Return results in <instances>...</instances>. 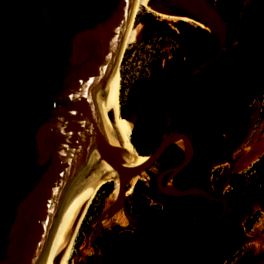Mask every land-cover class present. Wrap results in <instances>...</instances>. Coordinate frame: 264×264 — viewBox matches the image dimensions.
<instances>
[{"label":"water","instance_id":"95a60500","mask_svg":"<svg viewBox=\"0 0 264 264\" xmlns=\"http://www.w3.org/2000/svg\"><path fill=\"white\" fill-rule=\"evenodd\" d=\"M131 6L132 0H0V264H60L95 186L114 170L122 180L118 196L103 208L88 237L98 259L95 264H101L96 240L106 223L119 211L128 223H138L126 206L130 182L143 179L171 145L182 148L184 159L156 177L158 192L222 205L215 217L201 213L190 217V227L205 233L206 239L198 248L185 250L180 264L187 254L195 257L211 243V231L197 227L195 220L220 222L228 213L231 199L196 186L172 185L195 157L194 144L185 133H167L150 154L134 147L140 157H148L144 161L134 157V167L115 164L119 151L115 74ZM150 8L191 19L213 38L214 48L196 74L178 76L202 59L166 74L165 80L180 84L197 79L218 62L229 27L236 26L211 0L196 4L154 0ZM249 131L250 126L238 141ZM245 239L248 249L235 264L251 263L260 246H248L264 243L258 236Z\"/></svg>","mask_w":264,"mask_h":264},{"label":"flooded vegetation","instance_id":"af4514ba","mask_svg":"<svg viewBox=\"0 0 264 264\" xmlns=\"http://www.w3.org/2000/svg\"><path fill=\"white\" fill-rule=\"evenodd\" d=\"M237 4L238 3H236V0H215L214 2L215 7L221 12L224 19L227 22L236 25L230 26L229 30L235 31L233 37H235L236 41L238 42V51H230L225 47L218 62L210 70L206 71L193 81L175 85L172 80H166L162 82L153 91L152 97L147 102L143 110V118L145 120L144 128L141 129L138 126L135 127V141L140 143V148L144 154H150L154 149L157 148L161 140L157 138L156 133L153 130V122L155 121L159 112L163 108L169 106L171 110H173L174 113H176V115L179 117L183 126L179 127L175 131L185 133L191 138L195 148V157L191 165L172 180V185L175 188H180L183 185L187 187L197 185L196 181L199 177L197 174H199L203 168V155L205 153L215 157L220 155L224 159L223 161H227L225 159L227 147L223 150H217L215 148V144L218 141L222 142L223 138H232L234 133L236 134L235 127L239 130V132H243L246 130V127L250 126L254 115H245V111L247 109L253 108V106L258 102L260 104L258 119L264 113V9H259V13L256 10L246 11L244 9H241L238 12ZM177 14L182 13L177 11ZM236 15H239V18H236ZM191 29L194 31L205 32L207 34L206 45L208 47L213 46L214 48L213 38L206 31L201 28L193 29L191 27ZM161 31L162 28L160 27V32ZM229 35L230 34L228 33V37ZM199 37L203 38L205 36L201 33L199 34ZM190 55V50L187 48H182L181 57L179 60H175L174 64H177V66L180 68V65L185 62ZM173 87L176 89L171 92L170 88ZM140 88L141 82H138L134 83L129 89L128 94L133 93L136 95L135 100L133 101L130 108L140 99V97L145 96ZM157 93L158 97H156ZM220 97L227 100L224 108L222 105L217 103V99H220ZM151 101H153L152 104H150ZM179 101L181 102L180 105H176V102ZM241 115L242 117L244 115V119L246 121L243 122V124H241V122L237 125L236 118L240 117ZM188 128L193 130V132H190ZM237 134L239 136V133ZM172 146H176L180 152L183 153L184 159V152L182 148L179 145H171L165 152L166 156H162L158 164L153 167L146 175L147 178L150 179L154 171L158 169L154 181L155 188L156 177L163 170L179 165L177 164V159L180 157V154L176 153L175 151H171L170 148ZM199 158L200 162L198 168H196L195 163H197ZM261 159L253 167H251L247 174H235L229 179L228 185L230 191H227L224 196L225 198L231 200L229 203L228 213L222 221L210 222L202 218H197L195 220V225L197 227L209 229L211 231L212 240L209 246H207L209 247V250L206 252V255L203 258H196V256L192 257L191 255L187 254L184 257L182 264L228 263L230 259L226 260L224 263L219 255L220 251L215 250L213 246L217 245L219 250H222L225 253L235 250L238 247L237 240L239 238L238 232L240 231L235 229L246 231V222L256 216L255 214L252 217L245 219L242 228L236 227L228 219L229 215L234 210L239 208L244 209V206L241 204V202H239V196L236 195L232 197V195L236 192L240 193L247 189L248 179H251V182L254 184L264 183V162H262ZM223 163L218 166V168L221 169L220 175L218 176L213 174V170L215 169L213 168L211 175L208 176V180L217 181L219 179L224 171V167H221ZM237 176L243 177L245 180L239 189L235 188L234 186V184L239 182V179L236 178ZM167 179V176L163 178L162 182L164 185L166 184ZM156 191L158 192L157 188ZM210 192L213 193L212 191ZM247 195L248 192L243 197L246 198ZM156 198H159V200L162 202L158 205L159 208H157L161 214L158 225H155L150 221V211L141 209L137 211V214L134 217L138 223H133L134 227H138L135 232L136 242L133 244L130 243V240L134 238L133 235H131V238H128V235L125 236L129 243L126 245L122 254L124 255V258L127 253L130 254L131 260L135 261L137 264H147L145 261L143 262V257L139 254V251H143L147 244V232H151L154 235V238L157 240H163V231L170 216L178 217L186 215L190 219V217L196 213L210 216L209 210H212L209 209V203L212 202H208L206 200V202L193 200L192 206L198 205L202 207L201 210L185 212L183 211L182 204L175 200L178 198H168L161 195L159 192L156 195ZM170 207L175 208L177 211L166 213L165 211ZM216 208L219 212V215L222 211V205L217 204ZM163 218H166V222L160 235L157 229H159L161 226ZM189 219L187 222L189 227V245L182 248L177 255L175 243L173 241L170 242L169 253L176 252L177 255V258L172 264H180L182 253L185 250L196 249V247L201 243L202 236H204L206 239L205 233L196 231L190 227ZM121 232L125 233L127 231L125 230ZM129 232L131 233V231ZM104 233L105 229L103 234L96 240L100 245V255L102 256L101 264H106V259L101 254L103 249L101 246V238ZM246 233L248 232L246 231ZM244 247L245 246H242L236 251L235 258H238L245 251ZM188 256H190V258H188ZM94 258L95 261L93 264H95V262L98 260L95 255Z\"/></svg>","mask_w":264,"mask_h":264},{"label":"rangeland","instance_id":"374dc122","mask_svg":"<svg viewBox=\"0 0 264 264\" xmlns=\"http://www.w3.org/2000/svg\"><path fill=\"white\" fill-rule=\"evenodd\" d=\"M211 1L215 2V0ZM236 3H238V12L241 9H244L246 11L256 10L259 13V9H264V0H236ZM151 10V12H148L145 11L144 6H141L139 4L136 5V9L132 17V35L128 39L127 47L123 54L119 67L117 107L119 117L124 119L121 116V107L127 103L129 89L134 83L141 82L140 89L142 90V93L145 94V100L143 104L133 114L131 120L124 119L132 124L133 131L136 126L140 127L141 129L144 128L145 120L143 118V110L147 102L150 100L148 99L150 92L153 93V91L157 88V83H159V81L165 80L166 74H170L172 72L177 73L180 71L179 69H181L177 66V64H174V61L179 60V58L181 57L182 48L177 40H174L170 37H166L160 33V26L158 25V23H165L170 29L177 31L176 25L182 22L169 23L166 21H161L155 16V13H157L158 11L154 8H151ZM149 14L152 16V19H146V16ZM235 17L239 18V15H236ZM186 24L192 27L193 29H200L196 25H190L188 23ZM234 33V30H229L230 35L225 46L230 51H238L239 49L238 42L236 41L235 37H233ZM206 60L207 58L202 59L201 61L185 68V70L192 71V74H196L198 72L199 67L203 65ZM171 80L173 83L180 84L175 79ZM176 103V105H180L181 102L179 101ZM259 108L260 104L257 102L253 106V108L247 109L245 111V115H254V118L251 120L250 123V131L246 137L247 140L249 139V141L254 144H256L259 138H262L264 140V113L258 119ZM236 119L237 125L238 123H241V121V124L246 121L244 117L241 121L238 118ZM182 126L183 124L180 121L179 117L176 115V113H174L173 110H171L169 106L163 108L157 115L155 121L153 122V130L156 133L158 139H161L167 133L173 132ZM188 130L190 132H193V130H191L190 128H188ZM235 131L236 134L239 133V130L236 127ZM236 134L234 133V135L230 139L223 138L222 142L218 141L215 144V148L217 150H223L227 147V157L225 156L227 160L231 156L230 152L232 148L237 146L236 145L231 147L230 145H234L235 142L238 144V134L235 138ZM252 146L253 144L249 147L252 149ZM263 147L264 145L262 146V148ZM250 153L251 151H247L244 154V157L248 156V154ZM203 156L204 165L201 172L197 174L199 177L196 181V187L206 189L209 192L212 191L213 194L217 196L225 197L224 194L221 193V191H217L216 189L212 190L209 186H206L205 183L206 180H208V176L211 175L212 169L218 168L220 164L225 162L223 161L224 159L220 155L215 157L205 153ZM231 157L235 158L236 161H238L236 158V154L234 156L232 155ZM199 162L200 158L197 160V163H195L196 168H198ZM221 167H223V165ZM239 170H232V173H237ZM157 172L158 169L154 171L150 179L147 178V176L145 175L143 179L138 181V183H141L142 194L149 200L150 205L152 206H158L160 203H162L159 198H156L158 192L156 191V188L154 186L155 175L157 174ZM225 174H227V172L225 173L224 170L222 175L220 176L221 179L219 177L221 181L220 183L226 180ZM143 180H145L146 182ZM112 181L113 182H108L107 184H104L102 186V188L97 192L92 204L87 209L84 215L85 218L82 219V222L79 226L76 235L74 252L70 264H93V262L95 261L93 254L94 248L88 243V237L92 229L94 228L96 220L98 219L101 211L110 202V197L113 193L115 186L114 180ZM136 182L137 180L134 181V183H131V186H134ZM228 190L230 191V189ZM137 205L138 203L135 200L134 190H132L131 195L127 196L126 201L127 211L131 218H134L137 214ZM239 215H234V213H231L228 219L236 227L242 228L243 222L245 220V215L243 213H240ZM160 217L161 214L157 208L150 211L149 219L155 224H158ZM255 217L256 222L250 233H246L245 230L235 229L237 231L240 230L238 232L239 238L237 240L238 247L235 250L229 253H225L222 250H219L217 245L213 246L215 250L220 251L219 255L224 263L228 259H233V262L231 264H235L236 251L239 250L242 246H245V250L248 249L245 239L246 236L254 237L256 235L259 238L264 239V219L260 214H256ZM188 219L189 218L186 215L178 217L170 216L163 231V240L161 239L160 241H158L152 235L147 236V244L145 246V249L143 251H139V254L143 257V262L145 261L147 264H172L177 258L179 251L183 247L189 245V227L187 225ZM259 223L261 224L260 228H258ZM104 229L105 233L101 238V246L103 248L101 254L106 259V264H137L135 261L131 260L130 254L127 253L125 258L122 254L123 250H125L126 245L129 243L127 241V238L125 237L126 235L134 236V238L130 240L131 244L136 242V227H134L133 223H121L115 220H110L106 223ZM256 229H260L257 234L255 232ZM125 230L127 232H121ZM129 231H131V233ZM146 235L148 234L146 233ZM171 241H173L176 245L175 247L177 248V255L176 252L169 253V246ZM257 242L258 241H256V243L252 245H249L248 247L260 246L261 249L262 244H260V241L258 243Z\"/></svg>","mask_w":264,"mask_h":264},{"label":"bare ground","instance_id":"6f19581e","mask_svg":"<svg viewBox=\"0 0 264 264\" xmlns=\"http://www.w3.org/2000/svg\"><path fill=\"white\" fill-rule=\"evenodd\" d=\"M154 0H132V6H131V12H130V18H129V24L122 42V49H121V54H120V58L118 61V65H117V70H116V74H115V78H116V82H117V95H116V100H115V112H116V117H117V123H118V132H119V151H118V155H117V159H116V165L120 166V167H124V168H131L137 165V163L134 162V157L136 159H139L140 161H144L145 159H147V156L144 157H140L138 155L137 152H135L134 150V146L131 142V136H132V132H133V127L132 124L130 122H128L127 120H124L122 118L119 117L118 114V76H119V67H120V63L123 57V54L126 50L127 47V42L129 37L132 35V17L133 14L135 12L136 9V5L139 4L141 6H144L145 11L151 12V8H150V4L153 2ZM188 3L190 4H196L198 2V0H186ZM155 16L160 19L161 21H166L169 23H176V22H185L188 23L190 25H196L199 28L205 29L206 27H204L203 25L196 23L194 21H192L191 19L188 18H178V17H171V16H167L161 13H155ZM217 31H219L218 28L214 29V32L217 33ZM191 71H185L182 73H179L178 76L181 79L187 78L189 77ZM223 93V92H222ZM217 99V98H216ZM218 100V104L222 105V107H225V104L227 102V100L225 98L220 97V99ZM211 112V111H210ZM244 117V115H243ZM242 115L241 118L238 117L240 119V121L243 119ZM239 122V121H238ZM242 122V121H241ZM241 129V128H240ZM246 131V130H244ZM243 131V132H244ZM241 132H239L240 135ZM237 143L235 142L234 145L231 144L230 146H236ZM244 148V147H243ZM250 150V148H249ZM247 150V151H249ZM252 150V151H251ZM251 153L248 154L247 158H242L241 160L239 159V161H236L235 158H232L231 156L228 158L227 161H225V163H223V167L225 170V173L229 172L230 170H239L243 165L248 163V160H252V163L254 160H256L257 158H259V156L264 152V147L261 148L259 151L254 152L253 149H251ZM227 157V156H226ZM247 162V163H246ZM139 178L134 179L133 181L130 182V185L128 186V192H127V196L131 195L132 192V186L131 183H134V181H138ZM112 180H114V190L113 193L110 197V202L114 201L116 199V197L118 196L119 190H120V186H121V177L120 175L112 170V173L110 175V178L104 179L102 181H100L94 188L93 190V194L92 197L89 201V203L87 204L77 226L76 229L69 241V244L62 256L61 262L60 264H70L71 260H72V255L74 252V247H75V239H76V235L79 229V226L82 222V219L85 218L84 215L87 211V209L90 207V205L92 204L97 192L102 188V186L104 184H107L108 182H113ZM109 202V203H110ZM115 220L117 222H121V223H125L127 222V220L125 219L122 211H119L118 214L112 219ZM261 222V221H260ZM261 227V224H258V228ZM260 231V229H256L255 232L256 234ZM256 236V235H255ZM262 243V242H261ZM249 264H264V243H262V248L260 249V253L257 254L256 259H254L251 263Z\"/></svg>","mask_w":264,"mask_h":264},{"label":"trees","instance_id":"16d2710c","mask_svg":"<svg viewBox=\"0 0 264 264\" xmlns=\"http://www.w3.org/2000/svg\"><path fill=\"white\" fill-rule=\"evenodd\" d=\"M146 19H152V16L149 14V15L146 16ZM158 25L162 28V31L160 32L161 34H163L166 37H170V38H172L174 40H177L178 43L180 44L181 48H187L188 50H190L191 55L188 57V59L185 62H183L180 65V68H184V67H186L187 65H189L191 63H194V62H196V61H198L200 59L205 58L213 50V46L208 47L206 45V43H207L206 42L207 34L205 32H203V31H194V30H192L191 27L189 25H187L186 23L177 24L176 25L177 31H174V30L170 29L165 23H162V22L158 23ZM201 33L204 34L205 37L200 38L199 34H201ZM175 89H176L175 87L170 88V91L172 92ZM158 93H157L156 97H158ZM135 97H136V95L133 94V93L128 94V102L121 107V116L124 119L130 120L131 117L133 116V114L141 107V105L143 104V102L145 100V96L140 97V99L130 108V106L132 105L133 101L135 100ZM153 101H151L150 104H152ZM135 132H136V129L132 133L131 142H132L133 146L141 154H144L143 151L140 148V143L136 142L135 139H134ZM135 148H134V150H135ZM170 150L171 151H175L176 153L180 154V157L177 159V164H180L182 162V160H183V153H181L180 150L176 146H172L170 148ZM154 151H155V149L153 150V152ZM135 152H136V150H135ZM163 156L165 157L166 153H164ZM261 161L264 162V157L261 159ZM236 178L239 179V182L234 184V186H235V188L239 189L243 185L245 180H244L243 177H239V176H237ZM185 188H187V186L183 185V186H181L178 189H185ZM134 195H135V200L138 203V205L136 207L137 211H139L141 209H146L147 211H152L155 208H159V206H150L149 200L142 194L141 183H138L135 186ZM175 200L182 204L183 211H185V212L201 210L202 207H200L198 205L192 206V201L193 200L205 201L201 197H192V196L184 197V198H178V199H175ZM216 207H217V204L209 203V209H212V210H209L210 216L214 217V216L218 215L219 212H218ZM174 211H177V210L175 208H173V207H170L165 212L169 213V212H174ZM165 222H166V218H163L161 226L159 227V229H157V231L159 232L160 235H161V233L163 231ZM255 222H256V217H254L253 219H249L246 222L245 227H246V231L248 233L251 232ZM263 233H264V230H263ZM128 238H131V235H128ZM204 239H205L204 236H202L201 243L204 241ZM208 250H209V247H206L201 254L196 256V258H203L206 255V252ZM188 258H190V256H188ZM232 261H233V259H230L227 264H231Z\"/></svg>","mask_w":264,"mask_h":264},{"label":"crops","instance_id":"0c3cea01","mask_svg":"<svg viewBox=\"0 0 264 264\" xmlns=\"http://www.w3.org/2000/svg\"><path fill=\"white\" fill-rule=\"evenodd\" d=\"M236 136L237 134L235 135V138ZM246 137L244 140L238 141L237 146L232 149L233 156L236 154L237 156L236 158L238 161L239 159L241 160L242 158H247V156L244 157V154L247 152V149L249 150L250 145L253 144L252 149L254 150V152L255 150L256 151L260 150L262 146L264 145L263 144L264 140L262 138H259L256 144H254V143H251L249 139L247 140ZM263 156H264V152L259 156V158L254 160L253 163H252V160H248V163L246 162L247 164L243 165L237 173H232L233 172L232 170L229 171L227 174H225L226 175V178H225L226 180H224L225 182L223 181L222 183H220L221 182L220 181L221 177H220V179H218L217 181L206 180L205 182L206 186H209L212 190L216 189L217 191H221L222 194H225L227 191H229L228 189H230L228 185L229 179L235 174H241V175L247 174L249 170L251 169V167H253ZM263 177H264V174H263ZM242 192H243L242 195H237V196H239V202H241V204L244 206V209H240V208L236 209L232 212V214L234 213V215L236 214L239 215L240 213H243L245 215V216L243 215L245 219H247L248 217H252L255 214H260L262 215V218L264 219V183L254 184L251 182V179H248L247 189L243 190ZM247 192H248V195L246 198H244L243 196ZM233 195L232 197H234ZM155 225H158V224H155ZM147 234H148L147 236L152 235L154 237V235L151 232H147ZM158 241H160V239ZM258 253L260 252L258 251Z\"/></svg>","mask_w":264,"mask_h":264},{"label":"built area","instance_id":"2783aa9c","mask_svg":"<svg viewBox=\"0 0 264 264\" xmlns=\"http://www.w3.org/2000/svg\"><path fill=\"white\" fill-rule=\"evenodd\" d=\"M220 172H221V169L220 168H215L214 170H213V174H216V175H220Z\"/></svg>","mask_w":264,"mask_h":264}]
</instances>
